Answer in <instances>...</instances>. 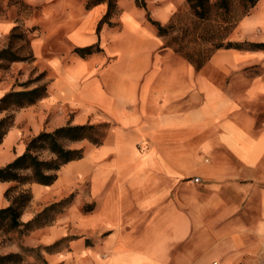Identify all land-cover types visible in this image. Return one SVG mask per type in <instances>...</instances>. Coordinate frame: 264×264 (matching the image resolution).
Instances as JSON below:
<instances>
[{
    "label": "crops",
    "instance_id": "obj_1",
    "mask_svg": "<svg viewBox=\"0 0 264 264\" xmlns=\"http://www.w3.org/2000/svg\"><path fill=\"white\" fill-rule=\"evenodd\" d=\"M27 1L39 5L26 23L41 28L33 63L50 72L48 94L12 109L0 167L41 131L107 126L100 144L69 143L84 156L53 183L23 185L32 190L24 223L72 199L0 252L42 247L37 264H264V49L251 45L264 43V0L225 39L243 46L216 49L201 67L149 20L191 26L187 0H116L100 26L108 2ZM91 44L102 51H76ZM12 64V73L24 66ZM16 79L4 77L0 97L23 89ZM12 183L0 182V208Z\"/></svg>",
    "mask_w": 264,
    "mask_h": 264
},
{
    "label": "trees",
    "instance_id": "obj_2",
    "mask_svg": "<svg viewBox=\"0 0 264 264\" xmlns=\"http://www.w3.org/2000/svg\"><path fill=\"white\" fill-rule=\"evenodd\" d=\"M16 1H22L21 3L28 8L29 14L32 13V5L23 0ZM258 1L187 0L193 15L192 25L188 27L177 25L174 22L162 25L152 18L149 20L157 27L159 34L167 36L168 45L185 55L197 67H201L214 50L243 46V43L225 39L237 24L236 22L256 6ZM101 2H108V12L99 26L118 10L116 0H87L86 6L89 8ZM137 3L144 4L140 0H137ZM16 27L18 26L14 28ZM251 45L264 49V43H252ZM76 51L82 57H87L94 52L102 51V48L99 44H91L90 46L77 47ZM25 58L27 57L20 56L11 47L3 48L0 51V68ZM47 94V84L8 91L0 97V112L34 104ZM12 122V116L0 120V143ZM106 126V124H75L60 126L54 131H41L39 135L32 137L27 142L23 154L1 166L0 182L13 181L16 185L9 187L5 193L11 198V204L5 208H0V230L8 232L18 229L25 232L52 221L54 216L71 202L72 196L46 207L42 212L24 223L20 219L25 206L32 198V193L30 190H24L13 196L11 192L25 183H53L62 165L84 156L85 149L70 148L69 143L88 140L91 143L100 144L106 135V131H104ZM59 244L60 242L43 247L51 250L58 247ZM41 249L42 247H23L19 252L0 254V264L24 263L29 255L27 251H36V255L41 258Z\"/></svg>",
    "mask_w": 264,
    "mask_h": 264
},
{
    "label": "rangeland",
    "instance_id": "obj_3",
    "mask_svg": "<svg viewBox=\"0 0 264 264\" xmlns=\"http://www.w3.org/2000/svg\"><path fill=\"white\" fill-rule=\"evenodd\" d=\"M29 5H32V13L29 14L28 8H26L20 1L17 2L16 0H0V25L4 22H10L13 24L11 30L2 31L0 29V51L3 48L11 47L15 52H17L20 56H26L27 58L18 61L24 63V66L21 69H14L13 70L12 63L9 66L0 68L1 76H0V83L7 77L11 81L13 78L17 77L15 80V85H20L22 88L26 87H33L35 84H47L48 79L50 77V72L48 69L42 68V66L37 65L34 62L35 53H34V46H32L33 38L35 34H38L41 31L40 25L31 26L26 23V20L39 16L40 11H38L39 5H33L29 3L27 0H23ZM15 26H18L14 28ZM6 28V27H5ZM16 66V64H15ZM28 70L29 74H28ZM28 74V75H27ZM16 75V76H15ZM25 75H27L25 77ZM21 79L20 81H17ZM7 116H12L14 121V113L12 109L8 110L7 112H0V120L4 119ZM13 123V122H12ZM12 125V124H11ZM30 140V139H29ZM28 140V141H29ZM47 155V153H45ZM16 183L13 182L11 186H15ZM9 188V187H8ZM30 190L32 193L31 188L19 186L15 190L11 192L13 196L18 194L21 191ZM30 202H28L29 204ZM86 207H90V205H85ZM51 216V214H49ZM57 214L54 216V218ZM29 231H20L18 229L11 230V231H3L0 230L1 235L3 236L2 240L0 241V245L4 246L5 243H11L12 241H18L20 243L21 237L28 233ZM1 250V249H0ZM29 255L26 257V262L21 264H37L40 261L38 255L35 252H29ZM0 254H4L0 252ZM30 256V257H29ZM30 259V260H29Z\"/></svg>",
    "mask_w": 264,
    "mask_h": 264
},
{
    "label": "built area",
    "instance_id": "obj_4",
    "mask_svg": "<svg viewBox=\"0 0 264 264\" xmlns=\"http://www.w3.org/2000/svg\"><path fill=\"white\" fill-rule=\"evenodd\" d=\"M199 180V178H196V181H198Z\"/></svg>",
    "mask_w": 264,
    "mask_h": 264
},
{
    "label": "bare ground",
    "instance_id": "obj_5",
    "mask_svg": "<svg viewBox=\"0 0 264 264\" xmlns=\"http://www.w3.org/2000/svg\"><path fill=\"white\" fill-rule=\"evenodd\" d=\"M10 156V155H9Z\"/></svg>",
    "mask_w": 264,
    "mask_h": 264
}]
</instances>
